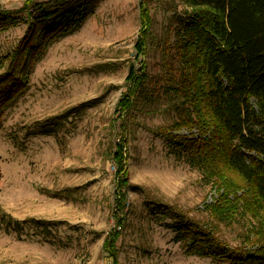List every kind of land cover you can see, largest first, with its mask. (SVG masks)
<instances>
[{"label":"rangeland","instance_id":"obj_1","mask_svg":"<svg viewBox=\"0 0 264 264\" xmlns=\"http://www.w3.org/2000/svg\"><path fill=\"white\" fill-rule=\"evenodd\" d=\"M21 1L0 0V10L17 8ZM78 1L84 0H70ZM147 6L150 34L139 57L147 82L124 121L115 105L126 91L127 65L137 56L139 0H89L82 23L48 44L33 64L27 90L5 110L0 264H113L102 244L115 231L118 264H225L188 255L184 243L173 238L172 222L152 213L154 203L177 207L232 248H255L246 235L258 220L244 208L239 177L222 171L232 185L220 200L221 179L187 155L171 153L160 134L159 127L171 126L178 115L166 87L180 66L171 56L180 16L190 6L188 0H148ZM25 19L20 14L15 25L0 32V60L23 35ZM5 64L0 61V71ZM176 132L210 137V131L201 133L195 126ZM123 134L128 185L119 212L111 153ZM216 203L224 217L211 211Z\"/></svg>","mask_w":264,"mask_h":264},{"label":"trees","instance_id":"obj_2","mask_svg":"<svg viewBox=\"0 0 264 264\" xmlns=\"http://www.w3.org/2000/svg\"><path fill=\"white\" fill-rule=\"evenodd\" d=\"M144 1V2H143ZM148 0H139L140 27L133 48L137 54L127 65L126 91L115 111L124 121L147 82L145 54L151 16ZM174 40V58L179 68L169 76L166 91L173 95L178 115L169 127H159L167 147L204 167L224 187L220 200L230 193L231 180L222 171H232L243 185L244 208L258 220L246 235L253 251L230 247L214 233L189 218L177 207L154 203L152 213L172 222L174 240L183 242L188 255L211 257L225 264H264V0H188ZM89 0L71 4L70 0H22L19 7L0 10V32L18 22L23 14L25 31L0 61V123L5 110L28 88L29 73L37 57L56 37L76 29L84 19ZM137 64L139 65L137 67ZM168 69L171 63L165 61ZM173 73V71H170ZM145 100L150 97L144 96ZM255 101L258 111L252 104ZM124 131L126 126L122 122ZM197 127L210 137L187 138L176 131ZM126 137L121 135L111 159L114 172L115 210L122 211L128 185L125 168ZM245 151L255 152L252 159ZM234 188V187H233ZM211 205V211L223 215ZM0 215H5L0 207ZM9 219H13L9 216ZM121 216L117 223L121 222ZM27 220H15L21 225ZM253 235V238L250 237ZM117 231L104 237L102 249L118 264L115 241Z\"/></svg>","mask_w":264,"mask_h":264}]
</instances>
